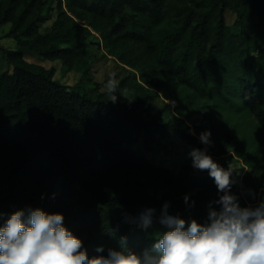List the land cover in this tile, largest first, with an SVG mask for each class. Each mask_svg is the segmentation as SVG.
<instances>
[{
    "label": "trees",
    "instance_id": "trees-1",
    "mask_svg": "<svg viewBox=\"0 0 264 264\" xmlns=\"http://www.w3.org/2000/svg\"><path fill=\"white\" fill-rule=\"evenodd\" d=\"M48 2L0 0V26L9 23L17 42L3 49L12 70L0 71V222L26 205L62 211L91 256L98 245L105 254L122 244L149 246L156 238L150 227L126 219L148 207L158 218L169 202L170 214L206 220L218 198L214 178L176 173L132 147L142 140L152 149L168 130L213 156L243 161L231 189L241 205L264 196V161L235 126L213 122L209 111L191 124L181 115L165 120L171 104L151 111L161 92L189 102L208 98L217 108L247 111L264 131V0H57L55 21L42 31ZM90 44L128 67L112 82L116 101L110 80L100 92L87 86ZM27 53L61 60L67 70L81 67V79L66 84L55 67ZM205 129L211 144L199 139Z\"/></svg>",
    "mask_w": 264,
    "mask_h": 264
},
{
    "label": "clouds",
    "instance_id": "clouds-1",
    "mask_svg": "<svg viewBox=\"0 0 264 264\" xmlns=\"http://www.w3.org/2000/svg\"><path fill=\"white\" fill-rule=\"evenodd\" d=\"M108 90L109 99L116 101L111 81ZM210 137V129L199 133L205 145L212 143ZM188 155L193 168L207 170L217 187L218 198L209 202L206 220L170 214L169 202L158 218L156 209L148 207L126 219L144 229L158 219L163 227L149 246L137 251L122 244L105 254L98 245L97 254L89 256L82 238L64 224L62 211L26 205L0 222V264H264V196L241 205L239 194L231 191L233 173L239 174L232 161L224 167L200 147H191ZM247 191L255 195L253 189ZM189 195L185 193V202Z\"/></svg>",
    "mask_w": 264,
    "mask_h": 264
},
{
    "label": "rangeland",
    "instance_id": "rangeland-1",
    "mask_svg": "<svg viewBox=\"0 0 264 264\" xmlns=\"http://www.w3.org/2000/svg\"><path fill=\"white\" fill-rule=\"evenodd\" d=\"M57 0H49L47 6L44 9L46 14V20L41 23V30L46 31L55 21ZM227 20L232 23L235 19V14L230 10H227ZM10 24L0 26V71L12 70L10 65L3 56L4 48H16V40L8 35ZM90 53L91 58L89 60V76L92 79L88 84V88L93 93L105 90L107 80L111 82H118L126 73V68L115 57L107 54L106 49L103 46L97 44H90L86 46ZM26 58L33 62L44 64L47 67L53 66L56 70V78L60 79L66 84L73 85L77 83L83 74L81 67H76L73 70H67L62 66L61 60H47L35 53H27ZM166 104H171V109H168L162 113V117L165 120L171 119L174 115L184 116L186 121L191 124L192 120L198 118L201 113L209 111L211 120L213 122H219L224 128H230L235 126L239 135H246L249 138V148L258 150L259 160L264 161V131L258 128L256 119L247 111L239 110L235 112L228 108H217L214 106L211 99L203 98L197 101H184L176 100L171 94L161 92L160 97L156 100L152 113H158L163 109ZM200 110V112H194ZM194 129V126L192 125ZM160 143L154 145L152 149H146L143 146L142 140L132 145L133 148L139 152H143L149 156L154 163L163 164L171 167L176 173L181 171L190 172L196 178L200 179L208 175L207 170H197L193 168L191 157L188 152L191 147H197L196 143L182 138L179 134L172 130H168L165 133L159 135ZM208 151V147H206ZM213 156V155H212ZM221 165L232 161V163L239 168L234 171L233 175L236 176V182L241 181L242 168L245 166L243 161L232 154L225 156H213ZM190 164L189 169L185 168V165ZM227 164V166H228ZM61 182V180H60ZM60 182L57 184L58 190H60ZM254 202V197L250 199L249 203ZM171 214H176L171 210ZM162 225L159 222L153 223L150 226L151 234L155 235L157 231L162 229Z\"/></svg>",
    "mask_w": 264,
    "mask_h": 264
}]
</instances>
